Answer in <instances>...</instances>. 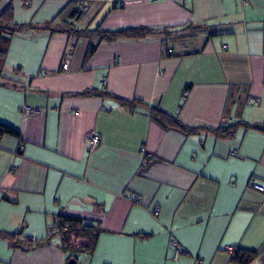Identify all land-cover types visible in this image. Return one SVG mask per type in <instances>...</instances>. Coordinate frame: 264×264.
Masks as SVG:
<instances>
[{
  "label": "crops",
  "instance_id": "obj_1",
  "mask_svg": "<svg viewBox=\"0 0 264 264\" xmlns=\"http://www.w3.org/2000/svg\"><path fill=\"white\" fill-rule=\"evenodd\" d=\"M70 1L0 0V12L10 4L15 23L41 27ZM79 1L83 26L208 23L214 34L102 42L88 58L85 39L14 34L0 79V124L18 133L0 136V264H67L59 238L45 239L58 215L102 229L74 264H237L236 249L264 264V192L249 186L264 182V131L187 134L148 115L160 106L189 126H264V0ZM85 90L145 105L77 94ZM90 132L100 138L92 152ZM171 239L184 248L177 260Z\"/></svg>",
  "mask_w": 264,
  "mask_h": 264
},
{
  "label": "trees",
  "instance_id": "obj_2",
  "mask_svg": "<svg viewBox=\"0 0 264 264\" xmlns=\"http://www.w3.org/2000/svg\"><path fill=\"white\" fill-rule=\"evenodd\" d=\"M241 1V0H240ZM83 5L79 0H71L65 6L63 11L57 15V18L50 22L44 23L41 27H36L31 23H15L13 21V10L11 5H7L0 12V79L5 61L7 60L10 41L16 32L27 30H50L53 33L59 32L68 35L74 39H85L88 41L86 58L92 56L100 43H111L117 40H141L147 37L160 36L161 40L174 41L180 37L191 36L193 33H202L211 36L214 32L209 31L211 25L208 23L201 24H184L173 27L153 28L148 26H129L116 29H108L101 24L94 27L81 25L84 21L85 12ZM87 8V7H86ZM57 20V21H56ZM186 31V32H185ZM199 32V33H198ZM167 53H171V49L165 48ZM62 69V66H61ZM63 70V69H62ZM79 96L93 95L97 96L104 102H112L119 106L132 109L136 106L145 105L140 99L133 98L127 100L111 92L102 90H85L77 93ZM181 106V105H180ZM148 115L163 127L176 128L187 134L198 133L199 130H208L219 138H226L234 134L239 128L250 129L255 131H264L262 124H248L242 120L232 125L217 126L214 128H206L203 126H189L179 120L177 116L171 115L160 106H151L148 108ZM3 134L17 136L18 133L12 128L0 124V136ZM53 229V230H52ZM46 235L47 242L52 237L59 238V246L69 253V260H74V255L79 253L92 254L95 244L102 229L99 226L86 225L83 219L68 215H58L56 226L52 228ZM28 239V238H27ZM34 242V241H31ZM254 258V253L242 249H236L232 253V261L237 264H248Z\"/></svg>",
  "mask_w": 264,
  "mask_h": 264
},
{
  "label": "built area",
  "instance_id": "obj_3",
  "mask_svg": "<svg viewBox=\"0 0 264 264\" xmlns=\"http://www.w3.org/2000/svg\"><path fill=\"white\" fill-rule=\"evenodd\" d=\"M246 2H247V0H241V3L243 5H245ZM82 10L86 11L87 10L86 6H83ZM70 59H71V54H70V52H68L65 54L63 61H62V69L63 70L66 71L70 68ZM247 101H248V103H251L254 105V104L259 102V99L253 98V97H248ZM23 114L24 115H36V114H38V111L32 110L28 107H24L23 108ZM86 141H87V150L89 152H92V151L97 149V147L100 143V138L95 132H90L86 136ZM141 152H144V150L141 149ZM249 186L256 191L264 192V182L251 180V182L249 183ZM130 199H131V202H133L134 204H141V202H142L141 196H138V195H133L130 197ZM154 213L155 214L158 213V208L154 209ZM169 249H170L171 257L173 260H177L178 257L184 253V248L181 246L180 243H178L174 239H171L169 241Z\"/></svg>",
  "mask_w": 264,
  "mask_h": 264
},
{
  "label": "rangeland",
  "instance_id": "obj_4",
  "mask_svg": "<svg viewBox=\"0 0 264 264\" xmlns=\"http://www.w3.org/2000/svg\"><path fill=\"white\" fill-rule=\"evenodd\" d=\"M94 14H95V8L94 7H91L90 8V11H89V13H88V16L90 15V16H94ZM94 27V26H93ZM23 239H27V237L25 238H23Z\"/></svg>",
  "mask_w": 264,
  "mask_h": 264
},
{
  "label": "water",
  "instance_id": "obj_5",
  "mask_svg": "<svg viewBox=\"0 0 264 264\" xmlns=\"http://www.w3.org/2000/svg\"><path fill=\"white\" fill-rule=\"evenodd\" d=\"M67 264H74V260L70 259Z\"/></svg>",
  "mask_w": 264,
  "mask_h": 264
}]
</instances>
